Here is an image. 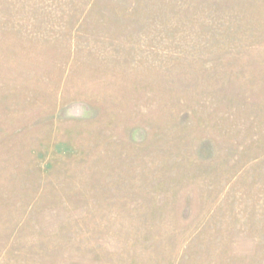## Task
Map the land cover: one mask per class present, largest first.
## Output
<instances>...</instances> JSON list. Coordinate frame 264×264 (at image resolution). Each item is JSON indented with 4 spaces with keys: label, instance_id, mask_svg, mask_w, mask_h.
I'll return each instance as SVG.
<instances>
[{
    "label": "rangeland",
    "instance_id": "obj_1",
    "mask_svg": "<svg viewBox=\"0 0 264 264\" xmlns=\"http://www.w3.org/2000/svg\"><path fill=\"white\" fill-rule=\"evenodd\" d=\"M0 264H264V0H0Z\"/></svg>",
    "mask_w": 264,
    "mask_h": 264
}]
</instances>
